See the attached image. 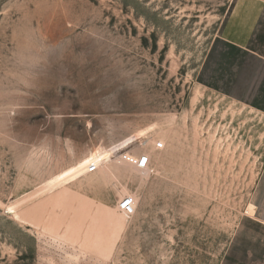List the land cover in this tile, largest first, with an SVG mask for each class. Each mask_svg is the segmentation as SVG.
I'll use <instances>...</instances> for the list:
<instances>
[{
	"label": "rangeland",
	"instance_id": "374dc122",
	"mask_svg": "<svg viewBox=\"0 0 264 264\" xmlns=\"http://www.w3.org/2000/svg\"><path fill=\"white\" fill-rule=\"evenodd\" d=\"M251 25L264 0H0V264H264V58L207 65Z\"/></svg>",
	"mask_w": 264,
	"mask_h": 264
},
{
	"label": "crops",
	"instance_id": "0c3cea01",
	"mask_svg": "<svg viewBox=\"0 0 264 264\" xmlns=\"http://www.w3.org/2000/svg\"><path fill=\"white\" fill-rule=\"evenodd\" d=\"M247 30H248V32L242 36H241V34H238L236 31H230L228 29V27L225 29L224 32H221V34L219 36L220 39H218V40L216 39L214 45L211 48L207 65L208 64L211 66H214V64L222 65L223 62L220 60H223L224 57L226 60H229L228 55H223V53H221V51H222L223 46L229 47L230 44H233L232 46L234 49H236V47H238V46H242V47L246 48L247 50H250L251 52L257 54L258 56L264 58L263 46H261V47H259V45L256 46L255 44H257L258 39H257V37L256 38L252 37V35L257 33V31L262 32L264 35V27L260 26V28H258L256 26L251 25L247 28ZM260 40L264 41V37H261ZM252 45H254V46H252ZM239 52H241V51H239ZM217 60H219V62H217Z\"/></svg>",
	"mask_w": 264,
	"mask_h": 264
},
{
	"label": "built area",
	"instance_id": "2783aa9c",
	"mask_svg": "<svg viewBox=\"0 0 264 264\" xmlns=\"http://www.w3.org/2000/svg\"><path fill=\"white\" fill-rule=\"evenodd\" d=\"M163 146H164V143L162 141L156 142V147L157 148H162ZM123 158L127 162L133 164L134 166H136L138 169H141V170L148 169L150 164H151V156L147 152H143V153H141L139 155H134V154H130V153H124L123 154ZM98 169H99L98 165H96L95 163H91V165L88 167V172L89 173H93V172L98 171ZM122 208L127 213L128 212L129 213L134 212L135 211L134 199L132 197L126 198L123 201V203H122Z\"/></svg>",
	"mask_w": 264,
	"mask_h": 264
},
{
	"label": "snow or ice",
	"instance_id": "6c2138e0",
	"mask_svg": "<svg viewBox=\"0 0 264 264\" xmlns=\"http://www.w3.org/2000/svg\"><path fill=\"white\" fill-rule=\"evenodd\" d=\"M146 162V161H145ZM9 211H11V209H9Z\"/></svg>",
	"mask_w": 264,
	"mask_h": 264
}]
</instances>
